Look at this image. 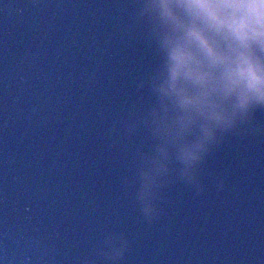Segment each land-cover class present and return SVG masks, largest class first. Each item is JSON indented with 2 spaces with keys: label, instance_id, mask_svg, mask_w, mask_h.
Returning <instances> with one entry per match:
<instances>
[{
  "label": "water",
  "instance_id": "95a60500",
  "mask_svg": "<svg viewBox=\"0 0 264 264\" xmlns=\"http://www.w3.org/2000/svg\"><path fill=\"white\" fill-rule=\"evenodd\" d=\"M137 12L0 0V264H264V108L193 181L171 149L143 213L141 172L163 139L144 123L160 58Z\"/></svg>",
  "mask_w": 264,
  "mask_h": 264
},
{
  "label": "clouds",
  "instance_id": "9594fccd",
  "mask_svg": "<svg viewBox=\"0 0 264 264\" xmlns=\"http://www.w3.org/2000/svg\"><path fill=\"white\" fill-rule=\"evenodd\" d=\"M137 16L160 58L148 81L159 110L144 123L163 143L151 170L141 172L138 197L151 219L156 210L147 197L167 174L171 149L180 177L193 181L221 136L264 108V0H138Z\"/></svg>",
  "mask_w": 264,
  "mask_h": 264
}]
</instances>
